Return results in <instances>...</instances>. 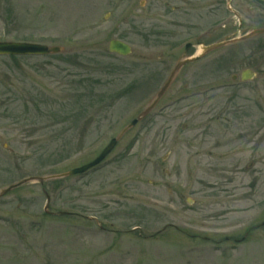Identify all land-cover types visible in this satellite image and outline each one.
<instances>
[{
    "label": "rangeland",
    "instance_id": "rangeland-1",
    "mask_svg": "<svg viewBox=\"0 0 264 264\" xmlns=\"http://www.w3.org/2000/svg\"><path fill=\"white\" fill-rule=\"evenodd\" d=\"M125 2L0 0V41L61 48L0 55V190L58 176L0 197V264H233L241 251L224 250L225 237L264 220L263 79L239 77L264 58V35L185 66L100 165L59 177L139 117L188 43L242 35L227 0H128L116 10ZM116 38L130 55L109 50ZM197 70L201 86L226 87L192 98ZM262 228L253 236L264 239Z\"/></svg>",
    "mask_w": 264,
    "mask_h": 264
},
{
    "label": "flooded vegetation",
    "instance_id": "flooded-vegetation-1",
    "mask_svg": "<svg viewBox=\"0 0 264 264\" xmlns=\"http://www.w3.org/2000/svg\"><path fill=\"white\" fill-rule=\"evenodd\" d=\"M124 1H126V2L115 4L116 10L123 9L124 7L126 8L124 10L130 9L131 2H128V0H124ZM237 4H236V7H231V8L234 10H237V11H238V9L245 8L248 11V13H247V11L239 12V14H240L239 30H240V32H242V35H245L247 32L251 31L253 28L260 26L261 22L263 21L264 2H260V0H245V1L243 0L242 2L237 3ZM228 10L230 11L229 8H228ZM256 37H259V36H256ZM256 37H251V38H256ZM260 50H261V53H264V44H262V43L260 44ZM198 62L199 61H197L195 63H198ZM262 62H264V58L260 57L258 59V62H257L258 63L257 67H253V68L250 67V68H248V70L251 71V73H250V75L252 76L251 80L258 79V78L260 79L262 77L263 86H264V74H262V72H264V64ZM261 69H262V72H259ZM244 70H246V69H244ZM244 70H242V71H244ZM180 72H179V74H180ZM241 73H240V75H241ZM179 74H178V76H179ZM240 75H239V77H240ZM177 77L174 80L172 86L177 81ZM232 78H233V82L231 83V85L233 86V84L236 83V79L238 78V76L236 74H234ZM191 79L193 80L192 98H194V99L195 98L199 99L198 97H204L205 94L206 95L211 94L216 88L221 89V88L226 87L225 86L226 84H222V85H219L217 87L214 84L201 86L199 84L200 81H199L198 70L194 71L192 73ZM240 82L243 84L246 83V81H240ZM228 84H230V83H228ZM206 104H208L207 100H203L201 102H198V107L195 110H197V111L204 110ZM259 108H260V111L264 113V106L262 105ZM262 227H253V228L249 227L246 230L245 234L242 235L241 237H239V236H227V237H225V240H224L226 243L221 242V243H218L216 245L220 246L221 244L225 243L227 249H224V250H226L228 252L229 251H232V252L241 251L240 254H241L242 260H233L232 261L233 264H264V246L262 247L258 244L259 243L258 241L262 240L263 238L260 236H253L255 230H261V228H262V230L264 231V225ZM246 243L248 244L247 248L245 247L246 246L245 245V246L241 247L242 250L238 249V248H240L239 246L244 245ZM220 264H232V263H230L229 259L224 258L221 260Z\"/></svg>",
    "mask_w": 264,
    "mask_h": 264
},
{
    "label": "water",
    "instance_id": "water-1",
    "mask_svg": "<svg viewBox=\"0 0 264 264\" xmlns=\"http://www.w3.org/2000/svg\"><path fill=\"white\" fill-rule=\"evenodd\" d=\"M260 33H264V29H258L255 30L254 32H252V34H260ZM234 41V40H233ZM232 41H225V42H220V43H215V44H211L208 46H204L203 52H202V56L205 55L206 53L210 52L213 49H216L220 46H223L226 43H230ZM192 46V44H187L186 46V52L190 49V47ZM109 49L113 52H117L119 54H123V55H127L131 52V47L125 43L122 42L120 40H112L110 42L109 45ZM58 53L60 52V47L58 46H52L49 47L48 45L45 44H41V43H29V42H14V41H0V55H47L49 53ZM201 56H197V57H193V58H184V59H180L177 63V65L174 68V71L172 72L171 76L169 77V79L167 80V82L165 83V85L162 87V89L159 91V93L157 94L156 98L154 99V101L151 103V105L149 106V108H147L140 117H143L158 101V99L165 93V91L167 90L169 84L171 83L173 77L175 76V74L180 70V68L182 66H184L186 63H189L191 61H195L198 60ZM250 76L244 72L243 73V78L247 79ZM140 118H136L135 120H133V122L116 138H113L110 143L107 145V147L103 150V152L100 154V156H98L93 162H91L90 164H87L85 166H82L80 168L74 169L68 173L65 174H61L59 175V177L61 176H65V175H70V174H74V173H81V172H85L87 171L90 167L98 164L99 162H101L110 152L111 150L115 147L117 140L122 136V134L131 126H133L135 123H137L139 121ZM57 175H53V176H49V177H38L41 181H43L44 179L47 178H57ZM33 177L30 178H26L24 180L19 181L18 183L12 184L10 186H7L6 188H3L2 190H0V196L6 194L7 192H9L10 190H12L13 188L29 181L32 180Z\"/></svg>",
    "mask_w": 264,
    "mask_h": 264
},
{
    "label": "bare ground",
    "instance_id": "bare-ground-1",
    "mask_svg": "<svg viewBox=\"0 0 264 264\" xmlns=\"http://www.w3.org/2000/svg\"><path fill=\"white\" fill-rule=\"evenodd\" d=\"M128 55V54H127ZM113 151V150H112ZM60 214H62V213H60ZM66 214V213H65Z\"/></svg>",
    "mask_w": 264,
    "mask_h": 264
}]
</instances>
